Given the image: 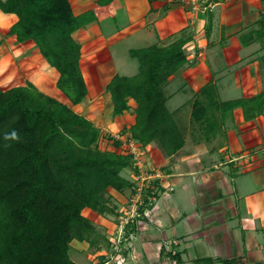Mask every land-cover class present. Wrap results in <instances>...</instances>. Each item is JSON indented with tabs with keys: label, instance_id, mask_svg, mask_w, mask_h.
I'll list each match as a JSON object with an SVG mask.
<instances>
[{
	"label": "trees",
	"instance_id": "obj_1",
	"mask_svg": "<svg viewBox=\"0 0 264 264\" xmlns=\"http://www.w3.org/2000/svg\"><path fill=\"white\" fill-rule=\"evenodd\" d=\"M113 1L98 0L97 5L104 7ZM261 2L264 6V0ZM0 10L18 17L8 35L15 36L17 42L33 41L59 72L57 88L73 106L83 103L89 89L75 32L100 19L96 10L77 15L70 0H0ZM257 21L258 27L240 39L245 46L259 41L264 48V8ZM211 29L209 21L207 37ZM192 39L191 34L183 33L166 44L130 49L131 57L138 60V72L116 74L107 84L114 117L131 109L130 100L136 102L135 123L119 136H108L121 152L101 149L104 134L100 126L33 82L8 89L0 86V264H81L71 255L75 240L98 251L112 249V240L99 232L83 211L89 208L101 215L121 216L109 191L129 189L128 200L137 192L140 181L122 174L130 169L135 178L141 171L132 142L141 150L155 142L165 156L185 145V130L175 116L179 108L170 109L166 88L173 75L194 63L186 48ZM261 60L264 65V58ZM238 107L245 120L262 115L264 90L250 97L223 100L216 82L203 85L193 95L190 120L200 133H194L195 138L210 142L223 134L226 115ZM125 135L124 141L121 136ZM156 181L157 190H144L143 214L162 191ZM150 194L154 197L151 201ZM128 228L137 235L135 222H129ZM126 246L123 243L116 253L122 254ZM106 256H98L101 260L96 264ZM173 257L182 262L180 254ZM206 259L213 261L199 259L197 264Z\"/></svg>",
	"mask_w": 264,
	"mask_h": 264
},
{
	"label": "crops",
	"instance_id": "obj_2",
	"mask_svg": "<svg viewBox=\"0 0 264 264\" xmlns=\"http://www.w3.org/2000/svg\"><path fill=\"white\" fill-rule=\"evenodd\" d=\"M97 1L70 0L75 14L95 9L100 18L75 32V38L81 43V68L85 78L89 74L87 61L93 64L99 61L96 76L108 72L107 84L114 75H125V70L130 68L117 57L116 46L120 43L127 46L126 52L155 43L162 45L187 33L192 25L198 35L186 48L194 63L181 69L191 76L183 73L186 87H190L170 92L168 105L174 101L172 111L191 100H186L190 92L194 95L211 80L218 84L219 92L226 94L224 97H229L223 98L220 94L223 100L250 97L264 90L261 73L264 50L257 51L259 41L245 46L240 39L242 34L258 27L249 17L253 10L258 12L257 19L260 17L264 8L261 0H114L104 7L97 5ZM8 15L0 25L10 26L17 21L16 14ZM109 18H114L115 23H108ZM209 21L212 29L207 37L202 30ZM218 49L223 51V58L215 59ZM41 64L44 68L47 65ZM217 64H222V71L217 70L220 67ZM175 75L172 83L179 79V74ZM243 75H247L246 80ZM58 77L59 72L49 90L41 89L34 80L30 82L80 113L83 105L96 97L93 86L86 81L87 99L73 106L56 87ZM110 101L111 97L108 103L112 113ZM130 105L131 109L122 115H104V123L110 121L108 125L114 129V136L135 123L136 102L130 100ZM86 117L102 126L96 118ZM217 139L221 142L216 144ZM143 150L142 159L147 165L143 168L161 172L155 181L162 191L147 208L148 214L138 220L136 238L123 251L125 262L122 264H197L205 258L213 261L206 259L201 264H264V113L245 120L242 108H235L225 117L224 134L210 142L198 141V138L191 143L186 141L172 156H165L154 142ZM127 170L122 171L124 176ZM126 177L133 179V175ZM83 213L91 220L96 215L97 222L106 229L113 228L109 219L92 209L86 208ZM175 253L180 254L181 263L173 257ZM113 257V253L106 256L101 264ZM112 264L117 262L114 260Z\"/></svg>",
	"mask_w": 264,
	"mask_h": 264
},
{
	"label": "rangeland",
	"instance_id": "obj_3",
	"mask_svg": "<svg viewBox=\"0 0 264 264\" xmlns=\"http://www.w3.org/2000/svg\"><path fill=\"white\" fill-rule=\"evenodd\" d=\"M253 15H251L249 17L251 22H255L256 26H258V19L256 14L258 13L257 10H253ZM7 16H10L8 14H4V12H2L0 10V23H4L5 19L7 18ZM256 16V17H255ZM253 18H255V20H253ZM11 20V18H9ZM257 19V20H256ZM109 20V21H108ZM107 21L108 23L114 24V18H109ZM9 21V20H7ZM213 23V22H212ZM2 26V27H1ZM10 26H5V24L0 25V86L3 89H8L12 86H17L20 84H27L30 81H35L41 89L43 90H49V87H53V83L54 81H56V76L58 74L57 70L55 68L52 67H48L47 63L43 57H41V53L38 51V48L35 46V44L33 43V41L28 40L25 42H17L16 37L15 36H9V29ZM190 30L187 31V35L191 34L192 37L197 36V28L190 25ZM203 33L206 32V28H203L202 30ZM258 46L257 48H259L257 51H262L264 50V48L262 47V44L260 42H258ZM137 46H141V43L138 44ZM127 48L126 45H124V43H120L116 46V54L117 57H119L121 62H125V64H127V68H130V70H125V75H134L138 72L139 70V63L138 60L136 58H132L131 55L129 54L130 52H126L125 49ZM102 55L105 54V50L102 51ZM223 51H221L220 49H218V51L215 54V59H220L223 58ZM115 54V55H116ZM253 54V53H252ZM263 55L261 56L262 58H264V52L262 53ZM210 56V55H209ZM248 57H250V53L248 54ZM211 67L213 68L215 62H214V57L211 58ZM262 61V60H261ZM47 64L44 68V66H42V64ZM89 68V70L86 69L87 73H89L88 75L86 74V81L90 84V86H93L92 91L95 92V96L96 97H91L87 103H85L83 105L81 114L86 116H91L97 123L100 122V124L102 126H100L103 130V134H104V138L100 140L99 142V147L101 149H109V150H116L118 152H121V148H114L112 146V143L110 141H108V136L109 135H116L114 134L115 132L113 131L114 129L112 127H110L108 124L110 123V121H106L104 123V115L108 113V115H112V113L110 112V107H109V103L108 101L110 100L109 97V93L106 91V86H107V82L109 80V74L108 72H106V74H101L100 76H96V70H98V66L97 64H99V61H94V64L92 61H87L86 62ZM122 63V64H123ZM219 64H217L216 66H218ZM220 67L217 69L218 71H222V64L219 65ZM244 66V65H242ZM262 76L264 79V65L262 64ZM187 69V68H184ZM226 72L228 73L229 70L226 69ZM122 73V72H121ZM183 73L187 74L186 70H181L178 71L176 73V75L179 74V79L175 77V79H178L176 81H174L172 83L171 81V85L168 88H166L167 93L170 94L171 91H182L184 87L188 86L187 82H185L186 80L185 77L183 76ZM124 74V73H123ZM175 75V76H176ZM216 76V74H214ZM85 76V75H84ZM189 77H191L190 75H188ZM247 75H243L244 80L247 79L246 77ZM47 78L49 80H47ZM184 78V79H183ZM232 79V78H231ZM46 80V81H45ZM184 80V81H183ZM226 83H228V80L225 81ZM45 83V84H43ZM47 83V84H46ZM190 85V84H189ZM95 86V87H94ZM57 87V85H56ZM190 87V86H189ZM189 87H186V90H189ZM39 88V87H38ZM58 94V93H57ZM220 94L223 98H228L229 97H224L226 94H222L220 91ZM191 100L187 101L181 108L178 109V111L176 112L175 116L176 118L180 121V124L183 126L184 130H185V135H186V141L188 143H191L193 141L196 140L194 133L197 135H200L199 133V128L192 125L191 123V111H192V105H193V93H189L188 96L186 97L187 99ZM233 99V98H231ZM111 102V101H110ZM174 105V101L169 102V107L170 109L173 107ZM177 105V103H176ZM175 105V106H176ZM93 106V107H90ZM88 107H90L88 109ZM84 111V112H83ZM83 112V113H82ZM85 113V114H84ZM231 113V112H229ZM228 113V114H229ZM133 114V112H132ZM113 116V115H112ZM102 118V119H101ZM110 119V118H108ZM96 124V123H95ZM224 131H225V125H224ZM224 134V133H223ZM225 136V135H224ZM125 141V138H124ZM219 142H221L219 139H217L216 144ZM155 143V142H154ZM133 144V142H132ZM136 145V143H135ZM158 146V145H157ZM136 149H135V153L137 151V149L139 151H137V162L138 165L141 164L142 166V171L146 172L145 169L143 167H145L146 163L145 161H143L142 156L144 155V150L142 151L140 149V147H138L136 145ZM142 151V152H141ZM147 166V165H146ZM129 171V172H128ZM135 173L133 171H131L130 169L127 170V175H134ZM133 180H138L137 179V175L134 178L133 176ZM139 181V180H138ZM113 197V201L116 202L118 204V209L120 211V209H124L125 206H128V202H130L129 199V195H130V191L129 189H126L124 192H116V190L114 191L113 189H110L109 191ZM99 214V213H98ZM101 215V214H99ZM105 216L106 219L110 222L113 223V228L108 230L106 229V226H103L101 223L97 222L96 219V215L93 216V223L96 226V228L98 229L99 232L103 233V234H107V237L110 239L115 238V240L117 239V234H118V228H119V223L121 222V218L120 216H115L113 214H105L102 215ZM98 218V217H97ZM120 220L119 223H117L116 220ZM138 223V222H137ZM87 243V242H86ZM73 250L71 252V255L73 257L74 260H76L77 262L81 263V264H95L98 261V256L100 255H107V256H111L112 255V249L113 247L111 246L112 249H105L106 247H104V249H102L101 251H98L95 248L90 247L88 244L84 245L83 242H74L73 243ZM116 261L117 264H122L123 260L121 257H113L111 258L110 262H108V264H112L113 261Z\"/></svg>",
	"mask_w": 264,
	"mask_h": 264
},
{
	"label": "built area",
	"instance_id": "obj_4",
	"mask_svg": "<svg viewBox=\"0 0 264 264\" xmlns=\"http://www.w3.org/2000/svg\"><path fill=\"white\" fill-rule=\"evenodd\" d=\"M136 145H132V151L135 153ZM137 151H139L137 149ZM137 151H136V157H137ZM140 167V174L137 176V179L140 181L139 182V187L137 188L136 194L129 200L128 206H125L124 209H120V212L122 213L120 218L121 222L119 223V228H118V234H117V239L115 238H110L112 240V247L116 251H121L122 249V244H126L130 242L131 240H134L136 238L134 232L130 228L127 229V225L129 222L133 224L135 222L137 224L138 220L143 216L147 215V210L143 213L140 212V207L144 205V190L152 188L154 191L157 190L155 187V180L157 178L161 177V172L160 171H149L148 169H145L146 172L142 171V166L141 164L138 165ZM153 194H150L149 199L150 201L154 199L152 196ZM127 231V232H126ZM128 233V235H127ZM105 264H108L106 262Z\"/></svg>",
	"mask_w": 264,
	"mask_h": 264
},
{
	"label": "clouds",
	"instance_id": "obj_5",
	"mask_svg": "<svg viewBox=\"0 0 264 264\" xmlns=\"http://www.w3.org/2000/svg\"><path fill=\"white\" fill-rule=\"evenodd\" d=\"M132 241L133 240H131L130 242H132ZM130 242H128L127 244H129ZM126 248H127V246H126ZM112 250H113V255H115V257H119L120 256L122 258L123 262H125V258L123 257L122 254H117L114 248Z\"/></svg>",
	"mask_w": 264,
	"mask_h": 264
},
{
	"label": "bare ground",
	"instance_id": "obj_6",
	"mask_svg": "<svg viewBox=\"0 0 264 264\" xmlns=\"http://www.w3.org/2000/svg\"><path fill=\"white\" fill-rule=\"evenodd\" d=\"M47 80H49L48 78H47ZM46 81V80H45ZM43 84H45V83H43ZM47 84V83H46Z\"/></svg>",
	"mask_w": 264,
	"mask_h": 264
}]
</instances>
